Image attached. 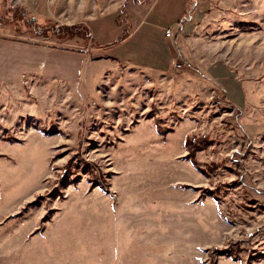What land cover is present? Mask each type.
I'll list each match as a JSON object with an SVG mask.
<instances>
[{
  "label": "rangeland",
  "instance_id": "rangeland-1",
  "mask_svg": "<svg viewBox=\"0 0 264 264\" xmlns=\"http://www.w3.org/2000/svg\"><path fill=\"white\" fill-rule=\"evenodd\" d=\"M134 4L0 0L11 39L112 57L93 92L0 83V264H264V0Z\"/></svg>",
  "mask_w": 264,
  "mask_h": 264
},
{
  "label": "crops",
  "instance_id": "crops-1",
  "mask_svg": "<svg viewBox=\"0 0 264 264\" xmlns=\"http://www.w3.org/2000/svg\"><path fill=\"white\" fill-rule=\"evenodd\" d=\"M133 7L137 8L139 6L134 4ZM144 11L145 9H139L137 15H139V13H143L142 16H145L146 13H144ZM0 17H3L0 21V83L15 85L20 84L21 82L24 83L25 81L39 79L46 81L49 80L53 83L60 82L62 85L67 87L71 86L81 88L86 91L92 90V92L93 88L95 90V88L98 87L96 84L99 81L98 79L95 81V79L96 77H101V75L99 76L100 69H98L99 67L93 63L94 61H99L100 59H104L103 61H106L107 59L112 58L110 57L111 55L105 56V52H103V55H99L91 60L88 57L87 52L78 53L58 47L13 40L8 37L10 36V31H8L9 29L7 30V28L13 29V26L11 22L5 18H8V15L4 11L3 5H0ZM37 18L39 19L40 17H36V19ZM110 34L111 33L106 35L104 34L103 36L106 37L108 35L106 37L108 38L110 37ZM149 37L150 36H148V34H142V37L140 36V38L132 35L126 42H130L128 47L131 46L130 48L133 51L139 48V50L135 51L137 54L140 51V48L146 50L147 48L152 47V44L149 42ZM169 41L170 40H168V42ZM105 44L100 46L99 49L95 48L94 50H100L101 48L104 49ZM168 49L170 50L169 54L172 59V57L175 56L176 51L173 46H168ZM73 58L76 59L75 69H71L68 65V63H70L69 59ZM103 64H105L103 65V68L108 66L107 63ZM153 64L154 63L147 68L155 71L161 70V67ZM109 66L114 68L116 67L114 65ZM140 69L143 70L142 67H140Z\"/></svg>",
  "mask_w": 264,
  "mask_h": 264
},
{
  "label": "trees",
  "instance_id": "trees-1",
  "mask_svg": "<svg viewBox=\"0 0 264 264\" xmlns=\"http://www.w3.org/2000/svg\"><path fill=\"white\" fill-rule=\"evenodd\" d=\"M141 1V0H140ZM140 1L139 0H133V2L135 3V4H137V3H140ZM148 1V0H147ZM3 19V17H0V21ZM35 22L37 23V24H40L41 25V23H40V20L37 18V19H35ZM44 24V26H45V28H44V30H50V28H52V26L50 27V25H48L47 23H43ZM65 28H68V29H72L71 27H67V26H65V27H63V28H61V27H56V32H58L59 34H60V31H62V30H64ZM73 30V29H72ZM75 30H77L76 29V27H74V30L73 31H75ZM86 31L88 32V30L86 29ZM89 36H91V33H90V31H89ZM69 38H71V37H69ZM62 39V38H61ZM194 142V141H193ZM186 146L188 147V149H189V151H190V153H192V150L194 151V149L191 147V145H190V139L188 138L187 140H186Z\"/></svg>",
  "mask_w": 264,
  "mask_h": 264
},
{
  "label": "built area",
  "instance_id": "built-area-1",
  "mask_svg": "<svg viewBox=\"0 0 264 264\" xmlns=\"http://www.w3.org/2000/svg\"><path fill=\"white\" fill-rule=\"evenodd\" d=\"M172 36H173V33L170 30L166 31L167 38H171ZM175 68L179 70L182 68V65L180 63H176Z\"/></svg>",
  "mask_w": 264,
  "mask_h": 264
}]
</instances>
